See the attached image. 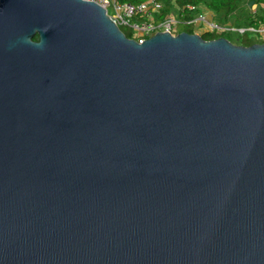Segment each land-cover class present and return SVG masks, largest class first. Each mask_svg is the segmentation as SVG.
Returning a JSON list of instances; mask_svg holds the SVG:
<instances>
[{"label":"water","instance_id":"1","mask_svg":"<svg viewBox=\"0 0 264 264\" xmlns=\"http://www.w3.org/2000/svg\"><path fill=\"white\" fill-rule=\"evenodd\" d=\"M0 264H264V43L0 0Z\"/></svg>","mask_w":264,"mask_h":264},{"label":"built area","instance_id":"2","mask_svg":"<svg viewBox=\"0 0 264 264\" xmlns=\"http://www.w3.org/2000/svg\"><path fill=\"white\" fill-rule=\"evenodd\" d=\"M96 2L98 5L106 9L108 16L113 22L124 32L126 29L132 34L139 44L145 42L148 38L158 32L174 31L180 24L192 27L194 33L203 35L205 33L213 34L219 38L223 34H236L238 36L253 35L259 40H264V26H241L237 27L232 24L217 23L214 21V14L210 17L206 16L204 8L187 6L194 12L192 19L183 20L175 13L168 14L164 19L158 20L157 14L162 11L166 0H143L138 3L120 2L119 0H86ZM259 8H264V2L258 5L253 11L257 14Z\"/></svg>","mask_w":264,"mask_h":264},{"label":"trees","instance_id":"3","mask_svg":"<svg viewBox=\"0 0 264 264\" xmlns=\"http://www.w3.org/2000/svg\"><path fill=\"white\" fill-rule=\"evenodd\" d=\"M120 2H133V3H138L143 0H119ZM246 4V9L249 11L252 7L259 5L260 3L264 2V0H166L164 2V7L160 13L157 15L158 20L164 19L168 14L175 13L177 16L182 18L184 21L188 19H192L194 16V12H191L187 6H195V7H200L207 9L211 11L212 14H215L218 16V18H222L224 20L223 24H232L231 18L233 15L237 14V12L243 7V3ZM253 2L252 7L250 6V3ZM248 24L247 26H254V27H259V26H264V8H259L257 14H253L249 12L248 16ZM233 25V24H232ZM237 27H241L240 25H235ZM190 27V26H188ZM192 27H190V30H184V31H179L180 32H187L190 34H193L194 31L193 29L191 30ZM127 37L131 38L132 34L129 31H124ZM228 34H223L221 37H226ZM203 38L205 40H212V39H217L219 38L216 35L213 34H208L205 33L203 34ZM37 40L38 37H35ZM229 39V38H227ZM230 40V39H229ZM258 42L252 41L249 35H244V39L240 44L241 46H251L256 43H264V40H259L257 39Z\"/></svg>","mask_w":264,"mask_h":264},{"label":"rangeland","instance_id":"4","mask_svg":"<svg viewBox=\"0 0 264 264\" xmlns=\"http://www.w3.org/2000/svg\"><path fill=\"white\" fill-rule=\"evenodd\" d=\"M248 2V0H247ZM246 2L243 3V7L237 12V14L233 15L232 18H231V22L233 25H240V26H247L248 24V16H249V12L250 13H253V11L255 9L258 8V5L257 6H254L252 7L249 11L246 9ZM205 12L207 13L206 16L208 17V15L211 17L212 16V13L211 11L205 9ZM214 21L217 22V23H224V20L222 18H218V16H216L214 14ZM190 30V27H188L187 25H184V24H180L178 26V28L174 31H184V30ZM124 31H127L126 29H123ZM192 30V28H191ZM251 40L252 41H255V42H258L257 38L253 35H249ZM227 38L230 39V41L234 44H240L242 42V40L244 39V36H238L236 34H228L226 35Z\"/></svg>","mask_w":264,"mask_h":264}]
</instances>
